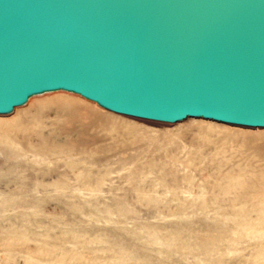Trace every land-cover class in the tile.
<instances>
[{
    "label": "rangeland",
    "instance_id": "obj_1",
    "mask_svg": "<svg viewBox=\"0 0 264 264\" xmlns=\"http://www.w3.org/2000/svg\"><path fill=\"white\" fill-rule=\"evenodd\" d=\"M0 264H264V129L30 98L0 116Z\"/></svg>",
    "mask_w": 264,
    "mask_h": 264
},
{
    "label": "water",
    "instance_id": "obj_2",
    "mask_svg": "<svg viewBox=\"0 0 264 264\" xmlns=\"http://www.w3.org/2000/svg\"><path fill=\"white\" fill-rule=\"evenodd\" d=\"M57 91L264 129V0H0V116Z\"/></svg>",
    "mask_w": 264,
    "mask_h": 264
},
{
    "label": "bare ground",
    "instance_id": "obj_3",
    "mask_svg": "<svg viewBox=\"0 0 264 264\" xmlns=\"http://www.w3.org/2000/svg\"><path fill=\"white\" fill-rule=\"evenodd\" d=\"M57 94V93H56ZM58 94H60V93H58ZM72 96V95H71ZM58 98H63V97H58ZM64 98H66L67 100H71V101H73V100H77L76 99V97H70V96H66V97H64Z\"/></svg>",
    "mask_w": 264,
    "mask_h": 264
}]
</instances>
